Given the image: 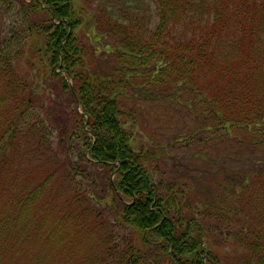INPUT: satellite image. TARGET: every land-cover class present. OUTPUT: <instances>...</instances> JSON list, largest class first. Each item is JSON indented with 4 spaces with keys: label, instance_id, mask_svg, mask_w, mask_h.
<instances>
[{
    "label": "trees",
    "instance_id": "1",
    "mask_svg": "<svg viewBox=\"0 0 264 264\" xmlns=\"http://www.w3.org/2000/svg\"><path fill=\"white\" fill-rule=\"evenodd\" d=\"M149 1L157 22L151 31L139 30L138 37L120 20L123 14L116 15L126 9L123 2L104 4L100 15L89 17L97 30L109 28L103 34L120 37V58L161 57L151 81L156 87L167 80L191 87L189 106L212 122L207 130L230 136L234 128L248 133L261 128L264 143V0ZM10 6L19 23L0 32V264H140L149 259L155 264H226L218 249L226 236L207 232L194 213L186 214V202L179 200V192L173 194V183L152 182L151 157L133 140L128 122L119 121L123 113L114 82L89 74L77 36L86 24L82 7L76 0H0V11ZM26 49L37 54L40 68L59 81L75 105L81 159L87 168L101 169L102 200L76 189L70 174L86 167L67 162L66 155L67 196L61 200L51 184L58 169L44 170L33 161L44 143L35 136L28 139L30 127L38 123L27 121L37 115L39 103L46 109L33 101L34 80L29 84L26 79L30 70L20 74L15 69L14 61ZM246 56L250 68L242 64ZM56 70L62 75L56 76ZM215 76L226 80L227 88L217 85L223 98L211 93ZM239 89L242 101L234 108ZM254 171L237 180L232 204L209 207L217 211L219 223L235 209L248 223L229 234L246 252L232 264H264V205L256 208L248 194L257 182L264 198V164Z\"/></svg>",
    "mask_w": 264,
    "mask_h": 264
},
{
    "label": "rangeland",
    "instance_id": "2",
    "mask_svg": "<svg viewBox=\"0 0 264 264\" xmlns=\"http://www.w3.org/2000/svg\"><path fill=\"white\" fill-rule=\"evenodd\" d=\"M76 2L86 14L84 17L86 24L78 29L77 36L84 49L83 56L90 70L89 74L102 75L114 82L119 92L117 100L121 105L120 111L123 113L119 121L128 122L133 140L151 157L148 174L152 182L162 184V187L166 183H173V194L179 192V200L186 202L187 212L185 213H194L197 221L207 232L214 234L218 231L226 236L221 237L223 245L220 243L222 246L218 248L219 255L226 264H232L236 257L241 258L246 252L240 251L239 244L229 234L240 232L247 227L248 223L236 209L226 215V219H220L222 223H219V218L216 219L217 211L214 209L210 212L209 207L218 208L220 205L232 204L234 202L232 198L239 187L237 180L242 179L243 174L252 173L259 166H263L262 129H252L255 133H248V131L234 128L230 136L222 130L214 128L207 130L209 126H212V122L202 119L204 114L199 113L200 109L189 106L192 103L190 101L193 100L191 87L184 83L174 85L168 80L156 87L151 81L152 73H155L158 65L161 64V57L154 60L120 58L118 54L120 47L117 43L120 37L116 34H103L109 30L106 25L105 31L97 30L95 27V22L89 17L90 15H100L104 4L117 6L123 1L76 0ZM123 6L126 8L124 12L121 9L116 15L123 14L120 20L130 25L134 37H138L139 30L147 32L154 28L157 22L156 10L149 0H131L123 2ZM14 12L15 9L12 6L4 7L0 11V32H7V26L9 31L18 26L19 22L12 17ZM33 19L38 22L36 18ZM36 43L40 45L39 42ZM166 45L168 47L171 44L166 43ZM38 60L37 54L26 49L25 53L14 61L18 73L24 74L30 70L28 73L32 75L27 76L26 79L29 84L34 80L33 101L38 99L37 102H41L46 109H39V103L34 107L37 115L27 121L30 125L33 122L38 123L37 127H30L28 139L31 141L30 137L35 136L36 142L42 138L44 143L39 148L32 144L34 149L37 148V156L33 157L35 159L33 161L42 164L44 170L57 171L58 169V175L51 184L58 190L57 197L61 200L64 195L67 196L63 189V187L66 188L65 180L62 177L66 174L64 167L66 155L67 162L72 159L80 167H86L85 172L80 169L70 174L74 180L73 183H77L76 189L78 188L82 193L86 192L88 197H94L96 201L102 200L105 195L100 194L99 183L103 180L100 174L101 169L94 166L87 168L85 161L81 159L83 144L78 125L75 124L77 120L73 116V111L76 110L75 105L68 94L62 93L59 81L51 78L48 72L40 68ZM242 64L249 68L252 66L247 56ZM57 71L56 76H61L62 74ZM217 85L227 88L226 80L215 76L211 92L220 98L225 97L224 92L218 89ZM241 94L240 89L235 91L236 100L232 101L234 108L237 107L238 102L242 101ZM59 96L64 100L60 101ZM46 98L51 99V102ZM54 101L58 102L54 103ZM77 111L81 113L80 107ZM39 155L40 160L37 159ZM27 180L25 178V181ZM92 182H95V187L91 185ZM30 183L32 182H26L25 185ZM248 194L256 208L259 204L264 205V198L257 182L249 187ZM116 206L120 212L121 204L117 202ZM202 215L205 216L203 220L200 217ZM105 217L111 220L109 215ZM123 230V235H127L125 228ZM149 260L148 263L140 264H155L156 260ZM160 264L165 263L160 262Z\"/></svg>",
    "mask_w": 264,
    "mask_h": 264
}]
</instances>
